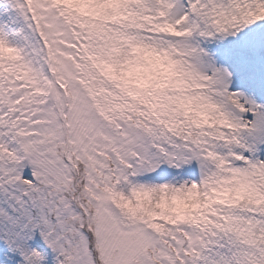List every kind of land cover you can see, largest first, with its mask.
Segmentation results:
<instances>
[{
    "label": "snow or ice",
    "instance_id": "6c2138e0",
    "mask_svg": "<svg viewBox=\"0 0 264 264\" xmlns=\"http://www.w3.org/2000/svg\"><path fill=\"white\" fill-rule=\"evenodd\" d=\"M0 264H264V0H0Z\"/></svg>",
    "mask_w": 264,
    "mask_h": 264
}]
</instances>
